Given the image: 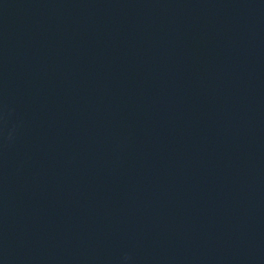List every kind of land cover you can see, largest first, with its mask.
Wrapping results in <instances>:
<instances>
[{
  "label": "water",
  "instance_id": "obj_1",
  "mask_svg": "<svg viewBox=\"0 0 264 264\" xmlns=\"http://www.w3.org/2000/svg\"><path fill=\"white\" fill-rule=\"evenodd\" d=\"M0 264H264V0H0Z\"/></svg>",
  "mask_w": 264,
  "mask_h": 264
}]
</instances>
